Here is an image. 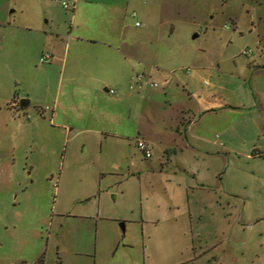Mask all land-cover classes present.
<instances>
[{"label":"rangeland","instance_id":"rangeland-1","mask_svg":"<svg viewBox=\"0 0 264 264\" xmlns=\"http://www.w3.org/2000/svg\"><path fill=\"white\" fill-rule=\"evenodd\" d=\"M62 1L72 2L0 0V264H30L23 259L37 248L45 264H92L94 240L102 264L118 244L117 263L127 251L148 264H264V0H179L169 20L131 8L128 24L145 31L143 78L101 86L132 95L124 104L139 127L130 129L128 159L119 170L103 159L105 176L86 170L69 180L71 136L51 121L60 69L41 61L51 53L30 30L58 23L66 32L73 9ZM14 95L29 98V118L6 102ZM178 108L196 117L202 136L183 148L148 142L146 157L138 139L152 125L163 136L174 123L162 117ZM87 161L95 170V159ZM175 176L204 189L183 206Z\"/></svg>","mask_w":264,"mask_h":264},{"label":"crops","instance_id":"crops-1","mask_svg":"<svg viewBox=\"0 0 264 264\" xmlns=\"http://www.w3.org/2000/svg\"><path fill=\"white\" fill-rule=\"evenodd\" d=\"M41 1L48 2V0ZM178 1L72 0L69 3H74L75 6L72 8L70 28L66 32L60 30L61 25L58 23L50 28L42 25L30 28L35 38L39 40L40 46L51 53L50 67L53 70L60 69L58 91L51 99L53 109L51 121H55L56 125L63 129L62 131L71 136L68 137V142L71 140V144L66 146L63 153V162L66 164L63 171L68 176V180L71 175L86 172V170L91 171L95 178L99 174L105 176L107 171L102 165L103 159L112 161L115 167L113 170H119L122 167L121 163L128 159L127 153H123V150L132 147L131 140L133 139L129 133L130 129L134 128V124L135 127H139V117L137 115V119L134 120L133 107L128 106L129 104L126 107L124 104L132 95H125L120 91L117 93L108 86L101 89V86L108 84L109 78L112 77L122 88L123 82H128L134 73L139 75L138 56L142 52L140 36L145 35V31L133 30L128 24L129 14L132 16L137 14H135L136 11L132 13L131 8L137 9L138 14L140 13L145 20H149L154 14L169 20L172 12L180 13L181 6ZM46 72L44 76L47 81L51 79V76L48 71ZM83 76L87 80L86 83L82 80ZM22 98L14 95L6 99V102L13 104L17 100L18 108L12 109H16L18 115L21 112L26 113L24 116L29 118L30 101L26 109L22 110L20 108ZM24 116L17 117L12 114L9 119L17 121L23 119ZM162 118L174 124L169 125L168 128L165 126L164 129L167 128V132L165 131L163 136L161 133H153L151 130L156 129L157 125H152L148 131L144 132L147 143L159 142L164 148L175 145L183 148L191 145L192 139L202 136L193 122L196 117L192 118L191 113L183 108H178L175 115ZM20 124H22L21 120ZM156 131L159 130L156 129L154 132ZM97 144L100 145V151L94 154L91 150ZM89 156L96 161L95 170L94 168L90 170L91 166H88L90 165L87 161ZM135 172L131 173L135 174ZM139 176L141 177L142 173ZM175 177L177 178L175 183L183 190V206L190 193L204 189L199 184L197 187L188 183L186 176ZM167 180L170 182L173 180L171 175H167ZM93 188L94 184L91 180L89 190ZM187 207H183V213L190 210L189 205ZM98 242L99 240H94L95 254L92 255V264L104 263L101 259L99 260L98 246L101 243L98 244ZM143 246L147 251L149 243L144 241ZM118 249L119 244L115 248V259L110 264H148L146 255L138 260L127 251L121 252L117 263L116 251ZM42 255L41 249L37 248L34 254L25 257L23 261L30 262V264L33 262L45 264ZM61 262L63 263L64 260ZM73 264H90V262L78 259Z\"/></svg>","mask_w":264,"mask_h":264},{"label":"built area","instance_id":"built-area-1","mask_svg":"<svg viewBox=\"0 0 264 264\" xmlns=\"http://www.w3.org/2000/svg\"><path fill=\"white\" fill-rule=\"evenodd\" d=\"M62 4H63V6L66 7V8H70V7L74 8V6H75L74 3L71 4V3L66 2V1H62ZM245 52H246V50H245ZM51 57H52V56L48 53V54L43 55V56L41 57V61L49 60ZM137 78H138L139 80H141V79L143 78V75H140V74H139V75H137ZM151 84H152V85H157L156 82H152ZM111 92H113V90H111ZM13 104H16V103H13ZM137 145H138V147H139L141 150H143V151L145 152L146 157H151V156H152L151 150L149 149V147H148V143L146 142L145 139H138V141H137Z\"/></svg>","mask_w":264,"mask_h":264},{"label":"water","instance_id":"water-1","mask_svg":"<svg viewBox=\"0 0 264 264\" xmlns=\"http://www.w3.org/2000/svg\"><path fill=\"white\" fill-rule=\"evenodd\" d=\"M29 101H30L29 98H22V99L20 100V108H21L22 110L26 109L27 104L29 103ZM122 226H123V228L125 229L124 223H122Z\"/></svg>","mask_w":264,"mask_h":264},{"label":"trees","instance_id":"trees-1","mask_svg":"<svg viewBox=\"0 0 264 264\" xmlns=\"http://www.w3.org/2000/svg\"><path fill=\"white\" fill-rule=\"evenodd\" d=\"M15 101H16V102H15L16 104H12V103H11V104H9V106H11V105H12L13 107H17V108H18V103H17V100H15Z\"/></svg>","mask_w":264,"mask_h":264}]
</instances>
